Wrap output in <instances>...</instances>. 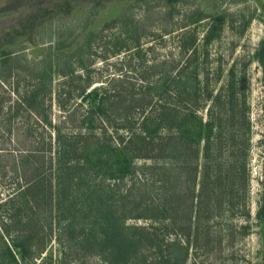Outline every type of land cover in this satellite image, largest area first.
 Instances as JSON below:
<instances>
[{
    "label": "trees",
    "instance_id": "16d2710c",
    "mask_svg": "<svg viewBox=\"0 0 264 264\" xmlns=\"http://www.w3.org/2000/svg\"><path fill=\"white\" fill-rule=\"evenodd\" d=\"M199 20L176 29L175 53L136 43L104 78L76 75L83 86L55 92L62 118L41 117L39 150L25 160L6 248L14 264H195L210 235L231 231L215 220L248 221V60L210 57L212 29L198 33ZM254 59L264 74V38Z\"/></svg>",
    "mask_w": 264,
    "mask_h": 264
},
{
    "label": "rangeland",
    "instance_id": "374dc122",
    "mask_svg": "<svg viewBox=\"0 0 264 264\" xmlns=\"http://www.w3.org/2000/svg\"><path fill=\"white\" fill-rule=\"evenodd\" d=\"M195 17L198 33L212 29L210 57H220L226 67L232 59L248 60L245 100L252 129L249 219L215 220L216 228L228 224L231 231L210 235L212 242L197 250L195 264H264V214L256 216L264 189V74L254 59L264 38V0H0V264H14L6 250L15 231L10 224L24 204L18 194L28 177L25 160L37 155L44 135L41 117L56 121L63 115L55 92L83 86L76 75L104 78L136 43L153 45L158 55L175 53L176 29ZM166 31L171 33L160 39ZM61 71L73 77L61 84ZM62 129L69 132L66 124Z\"/></svg>",
    "mask_w": 264,
    "mask_h": 264
}]
</instances>
